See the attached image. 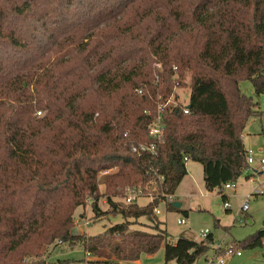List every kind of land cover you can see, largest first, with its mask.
<instances>
[{
	"label": "trees",
	"instance_id": "obj_1",
	"mask_svg": "<svg viewBox=\"0 0 264 264\" xmlns=\"http://www.w3.org/2000/svg\"><path fill=\"white\" fill-rule=\"evenodd\" d=\"M185 70L188 113L166 107L157 153L136 155L132 146L152 142L145 111ZM243 79L264 94V0H0V264H61L33 260L58 241L81 244L94 263L132 264L163 246L165 263L195 264L212 233L171 241L127 220L86 236L72 232L73 214L86 197L99 213L97 175L111 167L112 204L118 189L150 181L165 201L186 160L202 165L207 190L236 182L246 166L240 134L258 107ZM157 205L111 211L139 218ZM236 243L264 247V222Z\"/></svg>",
	"mask_w": 264,
	"mask_h": 264
},
{
	"label": "rangeland",
	"instance_id": "obj_2",
	"mask_svg": "<svg viewBox=\"0 0 264 264\" xmlns=\"http://www.w3.org/2000/svg\"><path fill=\"white\" fill-rule=\"evenodd\" d=\"M159 64V65H158ZM156 71L162 72L163 65L154 63ZM177 73H175L174 78ZM181 84L173 87V93L167 98L174 102L185 104L189 102L191 72L185 70L182 78H179ZM239 88L243 94L252 97L258 103L254 116L250 117L246 123L242 135L246 150H261L264 155V94H257L254 91L252 83L243 79L239 81ZM146 89V88H145ZM43 114V113H41ZM40 114V115H41ZM38 115V114H37ZM241 136V134H240ZM260 172L253 176V180L248 179L242 174L235 182V187L226 189L225 194L231 207L227 210L224 208V198L218 193L217 189L207 190L203 182L202 165L199 162L187 160V174L183 177L173 196V201L181 203L179 208L172 206L173 201H160V194L157 184L149 182L143 186L130 187L141 188L142 193L132 203L125 202V191L128 187L118 189V192L111 196L115 207H128L137 205L143 207L150 201H158L157 208L159 213L155 215H145L139 218H124L121 213L111 211L113 204L110 203L106 194H104V178L117 171V167L102 169L98 172L97 181L99 197L97 200L98 212L93 211V200L90 197L85 198L83 205L77 207L74 211L73 233L83 234L86 236L95 235L102 232L106 227L116 223L129 220V230H145L150 233H157L156 226L159 229L166 230L168 239L175 241L179 236H185L190 239L200 241L201 230H207L213 235V243L210 249L203 254L195 264H205L204 256L212 253L216 244H232L236 249L239 248L236 242L242 241L250 234L262 227L264 222V195H253V192L261 185L264 190V174L261 173L260 166H256ZM248 196V209L242 211L241 204ZM105 212V213H104ZM179 218H185L186 223L178 224ZM82 224L86 221L87 225H75V222ZM240 256L232 255L227 264H264V247L254 249L241 248ZM86 252L81 244L70 246L59 243L49 246L46 254L42 257H34L33 260H44V262H58L61 264H109L106 262H86L84 260ZM26 258L24 261L26 262ZM32 260V259H31ZM112 260L115 261V258ZM116 264H127L119 262ZM138 264H177L175 260L167 263L164 261L163 246L153 254H141Z\"/></svg>",
	"mask_w": 264,
	"mask_h": 264
},
{
	"label": "built area",
	"instance_id": "obj_3",
	"mask_svg": "<svg viewBox=\"0 0 264 264\" xmlns=\"http://www.w3.org/2000/svg\"><path fill=\"white\" fill-rule=\"evenodd\" d=\"M159 65V64H158ZM157 76V75H156ZM158 79V77H156ZM136 92L138 94H142L144 92L143 88H137ZM188 103L185 104H179L174 102V100L169 98H163V96L160 93H156L155 96V110L152 111H145L148 115L151 116L150 122L148 124V134L150 138L152 139V142L149 144H139L132 146V151L136 155L141 154H151L155 155L157 153V146L159 143L163 140L164 135V113L166 107H176L180 106L184 113H188L189 108L187 107ZM38 115L41 114L40 111L37 112ZM241 133V138H242ZM186 160V158H185ZM187 161V160H186ZM256 166H260L261 173L264 171V155L261 154V151L259 150H253L249 149L246 151V166L244 167L243 174L250 180H253V176L257 173ZM159 180L162 181L163 177L160 176ZM154 182V181H150ZM156 184V183H155ZM235 187V182L226 183L223 186L217 187V191L221 196H225L224 200V208L229 209L231 207L230 202L227 200V195L225 194L226 189H232ZM142 193L141 188H130L128 187L125 191V202L126 203H132L136 200L138 196H140ZM264 193V190H261V185L258 187L256 191L253 192V194H259L262 195ZM162 196H164L163 193H160ZM166 200L173 201V195H167ZM162 201V200H160ZM158 206V205H157ZM157 206L154 209L155 213H159V209ZM242 211H247L248 209V196L246 197L245 201L241 204ZM178 224H184L186 223L185 218H179L177 220ZM87 225V222L84 220L79 223L78 220L75 222V225ZM210 232L207 230H201L200 236L202 239L206 238ZM242 254L241 249L238 248L235 250L234 246L232 244L230 245H222L220 243L216 244L215 250L212 251L210 254H206L204 256L205 264H227L228 259L232 255L240 256ZM87 262V261H86ZM79 264H84L82 262H79Z\"/></svg>",
	"mask_w": 264,
	"mask_h": 264
},
{
	"label": "crops",
	"instance_id": "obj_4",
	"mask_svg": "<svg viewBox=\"0 0 264 264\" xmlns=\"http://www.w3.org/2000/svg\"><path fill=\"white\" fill-rule=\"evenodd\" d=\"M244 139V137L242 136V140ZM244 142V141H243ZM245 146V145H244ZM246 148V147H245ZM261 151V150H260ZM262 152V151H261ZM177 190V189H176ZM176 192V191H175ZM175 194V193H174ZM174 196V195H173ZM94 258L92 256H85L84 260L85 261H89L91 262ZM228 263V262H227ZM112 264H116L115 262H113ZM132 264H138V260L133 262Z\"/></svg>",
	"mask_w": 264,
	"mask_h": 264
},
{
	"label": "water",
	"instance_id": "obj_5",
	"mask_svg": "<svg viewBox=\"0 0 264 264\" xmlns=\"http://www.w3.org/2000/svg\"><path fill=\"white\" fill-rule=\"evenodd\" d=\"M187 107L189 108L190 104H188ZM172 206L175 207V208H179L181 206V203L177 202V201H173L172 202Z\"/></svg>",
	"mask_w": 264,
	"mask_h": 264
}]
</instances>
